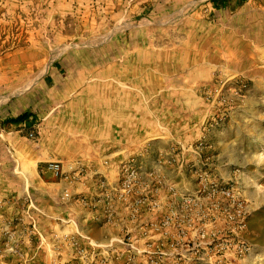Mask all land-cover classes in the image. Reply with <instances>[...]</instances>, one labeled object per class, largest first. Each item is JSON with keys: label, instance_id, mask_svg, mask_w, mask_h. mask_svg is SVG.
<instances>
[{"label": "rangeland", "instance_id": "rangeland-1", "mask_svg": "<svg viewBox=\"0 0 264 264\" xmlns=\"http://www.w3.org/2000/svg\"><path fill=\"white\" fill-rule=\"evenodd\" d=\"M261 27L264 0H0L2 111L38 74L41 100L69 101L82 88L95 97L101 91L90 87L105 83L167 130L125 162L137 176L128 199L118 198L110 246L82 255L69 234L41 242L31 233L29 200L43 206L53 176L41 173L44 163L35 174L19 168L36 131L19 132L8 123L15 112H3L0 264H264V38L252 35ZM50 69L56 76L43 81ZM180 126L184 133L170 137ZM41 132L36 149L45 153L47 126ZM87 134L76 123L68 131ZM75 172L53 178L85 177ZM16 224L27 230L8 228Z\"/></svg>", "mask_w": 264, "mask_h": 264}, {"label": "crops", "instance_id": "crops-1", "mask_svg": "<svg viewBox=\"0 0 264 264\" xmlns=\"http://www.w3.org/2000/svg\"><path fill=\"white\" fill-rule=\"evenodd\" d=\"M55 76V70L50 69L49 73L44 75L43 81ZM39 79L37 74L36 81L28 86L27 93L17 99V103L12 108L2 111L0 107L1 116L3 112L8 115L10 111L15 112L11 118L28 113L26 121L17 125L18 131L30 129L36 131L35 141L32 140L33 145L25 148L19 155L21 158L19 168L35 174L34 171L37 172L42 168H38L39 164L59 162L64 171L75 170L79 165L86 173L85 177L73 184L68 179L61 181L50 178L51 182L48 184L55 186V189L54 193H50L43 202V206L38 204L40 197H37L36 201L33 199L36 202L35 206L32 203L33 200H29L33 209L28 217L31 219V224L34 223V230H31V233L42 237L41 242L47 241L56 231L69 234L85 250L90 248V243L97 244L101 248L108 247L112 237H115V225L119 226L121 219L120 216L116 218L115 215L111 220L105 218L102 212L103 203L97 200L99 193L108 192L111 196L106 186L114 187L111 196L114 214L123 212V210L119 211L120 201L118 200L121 166L127 160L131 161L143 153L141 149H144L145 142L162 137L163 132L166 133L167 130H163L161 122L147 114L145 109L137 113L134 98L129 103L115 99L113 85L105 83L92 85L90 88L101 91L96 93L95 97L87 98L88 92L82 88L78 93L79 97L69 101L52 98L51 94L47 99L41 100ZM62 86L64 87L65 84ZM128 88L134 89L135 83H129ZM103 89L111 90L104 92ZM43 101L48 102V110L46 114L40 116ZM36 119L40 120L38 124ZM73 123L85 128L88 134L80 139H73L71 135H68ZM45 126L49 130V135L48 150L44 153L36 149V146L41 147L43 144L41 131ZM183 133L180 126V129H175V132H170V137H178ZM41 173L48 174L44 171ZM104 179L106 182H103ZM101 182L104 184V191L99 188ZM69 184H71L68 187L72 199L66 201L63 199V189H66V185ZM19 197L15 195L16 200ZM15 212L24 219L26 214H29L25 211L15 210ZM8 228L15 230L16 233L27 230L19 224ZM45 243H41L42 249L47 248ZM37 244L32 241V248L36 249ZM22 246L17 244L19 248Z\"/></svg>", "mask_w": 264, "mask_h": 264}, {"label": "built area", "instance_id": "built-area-1", "mask_svg": "<svg viewBox=\"0 0 264 264\" xmlns=\"http://www.w3.org/2000/svg\"><path fill=\"white\" fill-rule=\"evenodd\" d=\"M196 170H197V168H196ZM41 171L48 172L53 177L61 176L64 172L63 167H62L61 163H59V162H47L43 165V167L41 168ZM72 171H74V170H72ZM75 171H77V172H75L76 175H80L82 177V173L84 170L79 165H78L77 169H75ZM119 176H120V180H119L120 184H119V189H118V198L124 200L129 196V192H130L132 186L135 184L136 176H137V167L134 166L133 164H129V163L123 164L120 168V175ZM207 178L208 177H206V180H207ZM99 188H101L102 191L105 190L104 184L102 182L99 183ZM223 194L228 195V193H223ZM97 198H98L97 199L98 201H101V203H103L102 212L105 215V218L107 220H111L114 217V209H113L111 197L109 196L108 193L104 192L103 194L99 193ZM63 199H65L66 201H70L72 199V196H71L70 191H69V187H67L64 190ZM78 201L80 202V200H78ZM30 230H34V223H32ZM67 237H68V235H67ZM73 245H74L75 249L79 250V253L82 252V255L84 254L85 249L81 248V246H79L75 242L73 243ZM90 245L94 248H101L97 244L90 243ZM108 246H110V245H108Z\"/></svg>", "mask_w": 264, "mask_h": 264}, {"label": "trees", "instance_id": "trees-1", "mask_svg": "<svg viewBox=\"0 0 264 264\" xmlns=\"http://www.w3.org/2000/svg\"><path fill=\"white\" fill-rule=\"evenodd\" d=\"M211 2H212L213 5L222 7V5H226L227 4L228 0H211ZM28 115H29L28 113H23L21 115H18L15 118L9 119L8 123L17 126L18 124L25 122L27 117H28Z\"/></svg>", "mask_w": 264, "mask_h": 264}, {"label": "bare ground", "instance_id": "bare-ground-1", "mask_svg": "<svg viewBox=\"0 0 264 264\" xmlns=\"http://www.w3.org/2000/svg\"><path fill=\"white\" fill-rule=\"evenodd\" d=\"M252 35H254V37L258 40L259 38H264V28H258L256 31H254L252 33ZM224 43V42H223Z\"/></svg>", "mask_w": 264, "mask_h": 264}]
</instances>
